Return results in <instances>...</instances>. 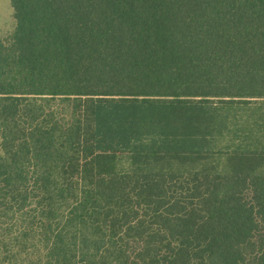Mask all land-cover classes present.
Masks as SVG:
<instances>
[{
	"label": "trees",
	"instance_id": "trees-1",
	"mask_svg": "<svg viewBox=\"0 0 264 264\" xmlns=\"http://www.w3.org/2000/svg\"><path fill=\"white\" fill-rule=\"evenodd\" d=\"M0 264H264V0H11Z\"/></svg>",
	"mask_w": 264,
	"mask_h": 264
},
{
	"label": "rangeland",
	"instance_id": "rangeland-1",
	"mask_svg": "<svg viewBox=\"0 0 264 264\" xmlns=\"http://www.w3.org/2000/svg\"><path fill=\"white\" fill-rule=\"evenodd\" d=\"M11 0H0V38H6L14 27ZM264 171V164L262 165Z\"/></svg>",
	"mask_w": 264,
	"mask_h": 264
}]
</instances>
